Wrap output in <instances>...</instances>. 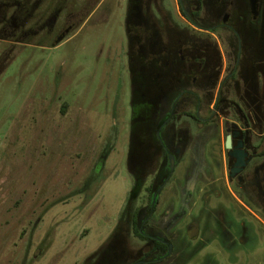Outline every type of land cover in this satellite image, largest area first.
<instances>
[{"label": "flooded vegetation", "instance_id": "af4514ba", "mask_svg": "<svg viewBox=\"0 0 264 264\" xmlns=\"http://www.w3.org/2000/svg\"><path fill=\"white\" fill-rule=\"evenodd\" d=\"M106 1L0 0V42L28 46L61 45L123 11L118 121L70 195L83 196L77 212L103 205L121 138L129 188L106 238L76 264L246 263L264 233V0ZM36 211L26 251H38L21 264L54 258L42 260L55 224Z\"/></svg>", "mask_w": 264, "mask_h": 264}, {"label": "rangeland", "instance_id": "374dc122", "mask_svg": "<svg viewBox=\"0 0 264 264\" xmlns=\"http://www.w3.org/2000/svg\"><path fill=\"white\" fill-rule=\"evenodd\" d=\"M123 21V11L107 10L102 22L92 18L55 47L0 42V264H21L26 254L37 253L35 242L29 252L26 242L39 208L43 220L55 224L42 259L54 255L49 264L79 263L108 235L129 188L125 140L112 147L113 169L104 170L97 211H75L73 203L83 196L70 192L87 180L118 121L114 103L126 69ZM262 234L246 263L236 264H264Z\"/></svg>", "mask_w": 264, "mask_h": 264}]
</instances>
